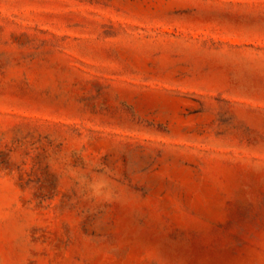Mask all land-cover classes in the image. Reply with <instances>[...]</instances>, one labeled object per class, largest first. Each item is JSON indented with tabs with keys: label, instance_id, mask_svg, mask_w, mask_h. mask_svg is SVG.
<instances>
[{
	"label": "rangeland",
	"instance_id": "obj_1",
	"mask_svg": "<svg viewBox=\"0 0 264 264\" xmlns=\"http://www.w3.org/2000/svg\"><path fill=\"white\" fill-rule=\"evenodd\" d=\"M0 264H264V0H0Z\"/></svg>",
	"mask_w": 264,
	"mask_h": 264
},
{
	"label": "clouds",
	"instance_id": "obj_2",
	"mask_svg": "<svg viewBox=\"0 0 264 264\" xmlns=\"http://www.w3.org/2000/svg\"><path fill=\"white\" fill-rule=\"evenodd\" d=\"M90 187L93 189L94 195H103L105 200H111L113 198L107 181L93 182ZM106 189L108 190L105 191Z\"/></svg>",
	"mask_w": 264,
	"mask_h": 264
}]
</instances>
